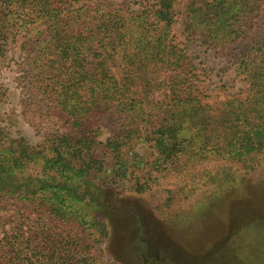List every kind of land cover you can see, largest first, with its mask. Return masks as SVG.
<instances>
[{
	"label": "rangeland",
	"instance_id": "obj_1",
	"mask_svg": "<svg viewBox=\"0 0 264 264\" xmlns=\"http://www.w3.org/2000/svg\"><path fill=\"white\" fill-rule=\"evenodd\" d=\"M51 1L70 12L84 7L86 20L94 24L104 20L101 11L127 16L158 9L156 0ZM198 2L175 0L168 39L190 58L197 76L191 85L215 114L225 101L245 100L249 95L237 67L254 45L264 43V0L245 18L243 34L222 46L212 43L213 33L208 38L200 28L187 30L188 6ZM21 12L8 32L0 24V145L30 161L33 170L26 168L23 173L34 180L44 159L52 156L49 142L69 132L51 86L56 71L47 74L34 56L37 33L43 27L31 19L21 20ZM169 75L162 73V80ZM253 107L256 112L264 108ZM141 118L114 109L89 121L99 143L95 155L103 163L93 172L103 191H98V208L89 216L92 226L57 223L38 201L28 203L2 193L0 257L12 251L10 258L26 259L43 247L48 256L34 257V264H64V259L72 258L73 264H264V151L253 149L244 160H226L222 151L198 150L202 146L194 139L195 146L178 161L160 166L149 132L158 127L162 115L147 110ZM129 129L138 134H131L128 148L122 150L128 168L120 179L116 160L104 145ZM135 180L147 183L148 189L134 192ZM13 241L19 247L9 248Z\"/></svg>",
	"mask_w": 264,
	"mask_h": 264
},
{
	"label": "trees",
	"instance_id": "obj_2",
	"mask_svg": "<svg viewBox=\"0 0 264 264\" xmlns=\"http://www.w3.org/2000/svg\"><path fill=\"white\" fill-rule=\"evenodd\" d=\"M197 1L188 6L187 30L200 28L208 38L213 33L212 43L222 46L243 34V22L257 11L260 0ZM155 2L158 9L146 13L128 11L123 16L116 11H101L104 20L94 24L86 20L84 7L70 12L64 6L54 7L51 0H0V24L7 32L16 25L13 23L19 11L21 20L31 19L43 27L37 33L34 56L47 74L49 70L56 71L51 76V86L69 132L49 142L52 156L44 159L34 180L31 174L23 173L26 168L32 169L30 161L19 156L17 150L0 145L1 196L12 194L28 203L38 201L57 223L92 226L89 216L98 208V191H103L93 172L103 163L95 155L99 143L89 121L114 109L126 117L142 116V121L147 110L162 115L156 130L149 132L160 166L178 161L189 147L195 146L194 139L202 146L198 150L222 151L221 158L226 160H244L253 149L264 151V108L256 112L253 107L264 106V43L254 45L237 67L249 86L247 98L225 101L214 114L212 107L199 99L195 84L191 85L197 76L190 58L168 39L175 0ZM93 45L97 46L94 51ZM164 72L170 75L162 80ZM158 96L162 98L155 101ZM131 134L133 137L138 130L129 129L104 145L116 160L121 171L116 176L120 179L128 168L122 150L128 148ZM131 188L136 193L148 189L147 183L138 180ZM25 240L29 243L32 238ZM16 247L19 245L14 241L9 243V248ZM42 249L26 259H19L18 255L10 258L14 252L4 251L0 264H34V257L48 256L46 248ZM70 260L63 262L75 261Z\"/></svg>",
	"mask_w": 264,
	"mask_h": 264
}]
</instances>
